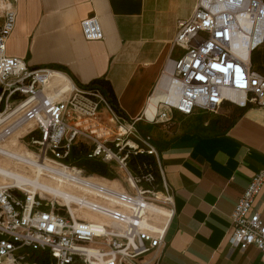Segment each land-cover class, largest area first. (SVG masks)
I'll list each match as a JSON object with an SVG mask.
<instances>
[{"label": "built area", "instance_id": "1", "mask_svg": "<svg viewBox=\"0 0 264 264\" xmlns=\"http://www.w3.org/2000/svg\"><path fill=\"white\" fill-rule=\"evenodd\" d=\"M15 5L0 0V146L15 139L30 148L77 195L66 203L0 184V264H38L27 259L32 251L46 252L53 264H157L174 200L159 152L137 122L168 121L172 110L215 112L226 101L263 108L264 74L252 68L251 53L264 42V0H196L188 19L177 23L173 45L184 52L161 71L156 87L163 79L164 97L154 116L143 110L131 120L96 84L80 86L63 69L33 68L8 55ZM80 26L85 39L103 38L94 15ZM83 147L87 158L116 168L118 187L70 162ZM263 185L260 170L234 205L228 243L242 250L254 245L264 263V221L253 210Z\"/></svg>", "mask_w": 264, "mask_h": 264}, {"label": "crops", "instance_id": "2", "mask_svg": "<svg viewBox=\"0 0 264 264\" xmlns=\"http://www.w3.org/2000/svg\"><path fill=\"white\" fill-rule=\"evenodd\" d=\"M195 3L16 0L6 53L33 68L63 69L80 86L103 81L121 115L131 120L144 110L166 63L183 54L173 40L178 21L188 19ZM91 15L102 39L87 40L82 33L80 21ZM251 64L264 74V42L252 51ZM176 113L172 110L170 119ZM205 124V131L186 134L176 146L156 147L174 200L157 264H264L254 245L242 250L228 243L234 205L253 175L264 170V107L226 101ZM253 210L264 221V185ZM36 252L43 251H32L27 259Z\"/></svg>", "mask_w": 264, "mask_h": 264}, {"label": "rangeland", "instance_id": "3", "mask_svg": "<svg viewBox=\"0 0 264 264\" xmlns=\"http://www.w3.org/2000/svg\"><path fill=\"white\" fill-rule=\"evenodd\" d=\"M214 112L195 109L190 114L176 113L168 121H159V122H138L137 130L141 135H149L152 139V142L157 145L156 147L164 149L170 146H176L179 144L180 139L186 134L193 135L202 133L208 127L206 122L213 117ZM12 142V141H11ZM10 142V143H11ZM7 145V147L10 145ZM21 152H25L26 148L18 143ZM85 147L81 150H76L73 152V155L70 158V162L82 169L87 174L97 175L96 180L112 186H117L116 182L112 181L115 177L116 168L98 162L92 159H89L85 156ZM30 150V148H28ZM0 167L4 168L7 171L23 173L27 177H33L35 174L32 169L29 168L26 164L17 163L13 159L6 157L0 154ZM106 179V180H105ZM46 180V179H45ZM43 180L48 183V180ZM110 180V181H107ZM8 179L0 176V184H7ZM18 190L26 191L21 188L14 187ZM37 193H40L39 190H36ZM42 195V194H41ZM44 195V194H43ZM29 260H34L38 264H50L51 260L46 253L36 252L30 255Z\"/></svg>", "mask_w": 264, "mask_h": 264}, {"label": "bare ground", "instance_id": "4", "mask_svg": "<svg viewBox=\"0 0 264 264\" xmlns=\"http://www.w3.org/2000/svg\"><path fill=\"white\" fill-rule=\"evenodd\" d=\"M241 46L242 55H244L245 48H243V44ZM163 82V79L159 81V84L157 85L152 95L149 97L144 108L145 115L150 119L156 112L157 102L164 97L163 93L161 92ZM89 120L90 119H86L88 124L91 123L89 122ZM20 150L21 149L18 145V142L15 139L12 140L8 147L0 146L1 155L9 157L17 163L26 164L30 169L33 170L35 175L33 177H27L23 173H14L0 167V176L7 178L10 186L21 188L31 192L39 190L42 195H52L60 198L66 203H70L74 200L75 196L77 195V191L63 182L64 179L61 176L57 175V169H55V166L37 162L33 152L28 149H26L25 152H21ZM45 179L49 182H44L43 180ZM114 187H118V185ZM83 216L88 219L96 218L93 213L89 212H85Z\"/></svg>", "mask_w": 264, "mask_h": 264}, {"label": "trees", "instance_id": "5", "mask_svg": "<svg viewBox=\"0 0 264 264\" xmlns=\"http://www.w3.org/2000/svg\"><path fill=\"white\" fill-rule=\"evenodd\" d=\"M94 84H96L98 87H100L102 89V91L104 92V94L106 95V97L108 98V100L110 101L112 107L120 114H122V112L120 111V109L118 108L117 105V101L116 98L113 94V92L111 91L110 87L108 85H106L103 81L101 80H97L94 81Z\"/></svg>", "mask_w": 264, "mask_h": 264}]
</instances>
